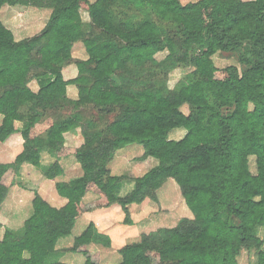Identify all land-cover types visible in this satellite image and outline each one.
I'll list each match as a JSON object with an SVG mask.
<instances>
[{
	"label": "trees",
	"instance_id": "trees-1",
	"mask_svg": "<svg viewBox=\"0 0 264 264\" xmlns=\"http://www.w3.org/2000/svg\"><path fill=\"white\" fill-rule=\"evenodd\" d=\"M118 1L0 0V10H52L42 32L21 41L0 19V146L16 132V122L24 125L13 165L0 164V205L15 184L11 167L38 187L21 229H6L0 236V264H71L49 260L67 237L68 251L83 264H99L100 255L90 246L108 247L111 240L83 220L84 213L113 204L127 211L145 198L157 201L167 181L178 186L193 218L141 233L138 242L119 249L117 264H240L238 258L248 250H254L256 264H264V242L258 236L264 229V0L134 1L178 28V37L147 17L129 23L125 12L114 10ZM81 10L105 37L84 34ZM76 43L82 44L86 60L73 58ZM231 52L238 54L241 68H217L213 56ZM158 53L166 54L169 67L192 70L172 90L117 85V72L153 61ZM71 64L78 74L66 80L63 71ZM43 75L53 79L36 91L29 87ZM59 101L115 114L100 130L90 121L82 123V146L66 150L64 134L80 123L77 113L47 120L46 141L38 136V123ZM178 128L185 136L169 141ZM140 154L157 166L118 199L123 168ZM70 155L82 171L77 180L65 175ZM44 185H54L66 201L63 207H54L42 194Z\"/></svg>",
	"mask_w": 264,
	"mask_h": 264
},
{
	"label": "rangeland",
	"instance_id": "rangeland-1",
	"mask_svg": "<svg viewBox=\"0 0 264 264\" xmlns=\"http://www.w3.org/2000/svg\"><path fill=\"white\" fill-rule=\"evenodd\" d=\"M93 2L94 0H89ZM135 0H119L114 7L118 12H125V20L129 23H136L143 18H149L159 29L169 32L171 36H179L178 28L168 22L159 21L156 15L147 7L139 6ZM198 0H180L185 5ZM249 1V0H243ZM52 10L45 7H21V6H3L0 10V19L9 28L16 41H21L42 32L45 28ZM81 27L85 35L105 37L98 30L93 29L87 12L80 11ZM84 52L81 43L73 46V58L75 60H86L84 57L78 58L76 54ZM165 53H158L153 61H145L141 64L128 66L125 71L117 72V85L123 90H157L162 86L172 90L174 86L184 80L186 75L192 70L189 67L171 68L167 62H164ZM213 62L219 69L228 66L241 68L238 63V54L217 53L213 56ZM66 68H73L74 77L77 76V68L74 64ZM65 68V69H66ZM53 79L50 75L37 76L36 80L29 83L32 89L44 86ZM182 111L187 113V108L182 107ZM72 113H77L81 120L72 129L64 134L63 148L66 150H77L83 144L81 125L85 121H90L94 125V130H100L109 124L115 112L109 115L101 114L98 110L91 107L76 108L70 102H56L52 109L48 111L44 118L38 123L39 138L45 142V123L47 120H56L59 116L67 117ZM2 117L0 116V124ZM19 128L12 135L10 147H0V164L5 166L13 165L16 154L22 147L21 131L24 128L23 123L16 122ZM15 127V128H16ZM186 132L182 128L172 130L168 135V140L173 142L180 141ZM72 163L65 171L70 180H77L81 177L82 171L80 165L75 161L73 155H70ZM157 166V161L150 157L137 155L125 169V177L118 184L115 196L118 199L125 198L134 187V181L142 177L150 169ZM251 170L254 171L253 159L250 160ZM8 174L12 175L13 183L9 186L4 201L0 205V224L3 226L0 236L4 230L18 231L21 229L24 221L31 214L32 194L37 190V185L29 180V175L25 173L16 174V168L11 167ZM39 175L40 172H39ZM29 176V177H28ZM42 194L48 198L51 204L56 208H61L66 201L60 198L54 185H44L41 189ZM157 201L145 198L138 203H132L124 211L118 204L108 207L92 208L82 216L83 220H90L94 223L98 232L109 236L111 244L108 247L102 244H92V251H97L100 255L99 264H117L120 257L119 249L123 246L138 242L141 233H152L158 229H170L182 219H192L190 211L187 209L182 198L180 189L172 182L167 181L156 193ZM129 220V223H126ZM258 236L264 242V229L258 230ZM72 247L69 237L61 239L55 251L50 255V261L66 262L71 264H83L84 260L79 256L68 251ZM264 249V244L262 246ZM240 264H256L254 250L242 251L238 258Z\"/></svg>",
	"mask_w": 264,
	"mask_h": 264
},
{
	"label": "crops",
	"instance_id": "crops-1",
	"mask_svg": "<svg viewBox=\"0 0 264 264\" xmlns=\"http://www.w3.org/2000/svg\"><path fill=\"white\" fill-rule=\"evenodd\" d=\"M84 54H85L84 52H79V53L76 54V55H77L78 58H82V57H84ZM63 75H64V78H65L66 80L75 78V77H74V70H73V68H66V69H64V71H63ZM37 89H38V88H35V89H33V90L36 91ZM71 99H72V100L76 99V94H75V93H72V95H71ZM1 120H2V119H1ZM15 127H16V124H15ZM18 129H19V128L16 127V130H18ZM11 138H12V136L8 139L7 144L1 145L0 147H3V146L10 147L9 145H11V144H10ZM20 138H21V137H20ZM21 140H22V139H21ZM21 143H23V140H22ZM21 145H22V144H21ZM20 148H21V146H20ZM68 160H69V165L67 166V168H69L70 164L72 163V160H71L70 157L68 158ZM131 162H132V160L128 161V162L125 164V166H124V168H123V174H125V169H126L127 165H128L129 163H131ZM66 170H67V169H66ZM66 170H65V171H66ZM65 175H66V173H65ZM66 176H67V175H66ZM68 179H69V178H68ZM29 180H30V178H29ZM30 181H31V180H30ZM36 189H38V187H37ZM86 221H90V220H86Z\"/></svg>",
	"mask_w": 264,
	"mask_h": 264
}]
</instances>
